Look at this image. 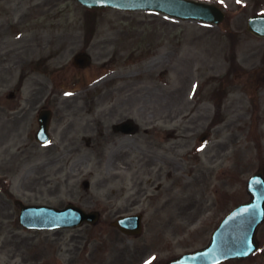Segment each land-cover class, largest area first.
Returning <instances> with one entry per match:
<instances>
[{
    "label": "rangeland",
    "instance_id": "rangeland-1",
    "mask_svg": "<svg viewBox=\"0 0 264 264\" xmlns=\"http://www.w3.org/2000/svg\"><path fill=\"white\" fill-rule=\"evenodd\" d=\"M202 1L225 12L221 25L0 0V264H166L249 199L247 180L264 168V40L246 21L264 0ZM83 52L91 64L78 70ZM47 95L51 141L38 145ZM17 200L73 203L100 220L30 231ZM133 213L140 237L110 226ZM257 239L250 261L225 264H264V225Z\"/></svg>",
    "mask_w": 264,
    "mask_h": 264
},
{
    "label": "water",
    "instance_id": "water-1",
    "mask_svg": "<svg viewBox=\"0 0 264 264\" xmlns=\"http://www.w3.org/2000/svg\"><path fill=\"white\" fill-rule=\"evenodd\" d=\"M90 9L115 8L120 10L154 11L177 19H196L219 23L223 14L211 4L189 0H76ZM248 31L264 37V15L248 20ZM86 60L78 58L77 65H85ZM46 121V120H45ZM39 132L45 139V124ZM251 200L232 211L213 233L209 246L191 254H186L169 264H219L230 259H244L257 248L255 239L257 228L264 222V173L260 169L247 183ZM20 223L29 229H57L76 227L83 222L94 223L95 213L85 214L80 209L68 205L63 210L50 207H21ZM123 233L140 232L138 216L119 218L114 224Z\"/></svg>",
    "mask_w": 264,
    "mask_h": 264
}]
</instances>
